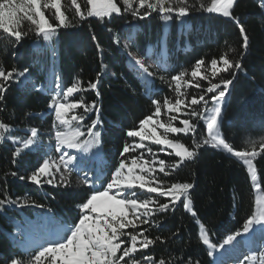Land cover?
<instances>
[{
  "label": "trees",
  "instance_id": "trees-1",
  "mask_svg": "<svg viewBox=\"0 0 264 264\" xmlns=\"http://www.w3.org/2000/svg\"><path fill=\"white\" fill-rule=\"evenodd\" d=\"M77 3L85 8V0H77ZM205 3L209 4L210 0H205ZM62 6L71 18L74 15L71 0H62ZM232 11L249 38L246 51L242 47L239 26L231 18L196 10L183 20L174 18L164 24L156 13L143 20L123 13L113 14L103 21L88 17L76 27L59 29L50 41V47L33 32H28L19 43L7 37L0 38V66L5 70L27 67L31 78L42 82L51 63L58 73L59 83L64 87L80 80L86 88L88 82L95 81L99 74L100 82L96 90L82 91L74 98H83L89 103L96 101L101 109L102 147L94 150L99 153L98 156H84L81 166L85 170H103L107 176L108 170L121 158L118 153L124 143L133 139L127 137V130L138 126L141 119L154 111L151 101L157 99L162 103L165 97L174 98L173 90L167 83L161 82L160 76L170 80L172 75L187 70L189 76L186 79H189L197 60L204 59L209 65L213 58L219 61L221 56H227L235 60L243 52L242 70L238 71L229 86L221 121L222 138L234 150L242 151L247 149L246 142L250 139L264 137V1L237 0ZM45 12L54 22V11ZM28 27L25 22L23 30ZM129 36L131 39H128ZM35 41L40 43L39 48H32ZM125 43L129 45L128 51ZM149 50L161 57L164 53L167 69H150L156 75L146 84L130 62L128 52L145 58ZM206 74L211 75L210 71ZM221 78H230V75L220 73L212 82H219ZM200 83L203 88L208 86L207 81ZM7 87L4 99L0 101V122L10 125L13 136L27 138L30 129L35 127L39 130V137L38 145L31 149H23L21 143L11 140L0 144V192L12 199L27 198L45 207L14 205L5 206L0 211V264L13 256L26 260L36 248L22 249L23 239L16 235L17 229H21L27 219L32 220L36 212H48L61 223H72L78 218L76 205L90 195L89 187L81 183L83 172H73L72 183L67 187L47 183L37 186L27 179H19L20 175H29L42 163L46 154L58 159L59 153L50 148L54 143V114L48 108L50 95L19 86L15 81L9 82ZM183 90L188 92L189 97L201 91L196 88ZM41 113L43 117L39 116ZM88 116L95 118V113H88ZM161 118L167 119V116L162 115ZM176 126L182 125L177 121ZM192 137L190 133L188 136L180 134L179 138L191 149ZM205 137L206 126L201 121L196 139ZM16 148L22 151L13 163ZM158 148L153 146L154 151ZM159 158L165 159L166 163L177 159L163 152L159 153ZM253 162L261 193L264 194V155ZM156 167L158 169V165ZM11 172H17V176H12ZM91 175L92 172H89ZM157 175L163 176L158 171ZM164 179L168 184H193L189 194L196 216L183 209L181 202H177L174 211L156 213L152 217L154 222L141 228L148 230L145 234L150 238L159 236L161 239L143 250L144 253L154 256L157 261L164 259L166 264H188L189 261L213 264L212 258L207 255L208 247L199 240V226H205L217 247L227 235L242 228L244 220L255 207V194L246 168L228 153L204 146L198 150L196 157L170 170V175ZM161 202L168 200L161 198ZM137 258H140L139 254Z\"/></svg>",
  "mask_w": 264,
  "mask_h": 264
},
{
  "label": "snow or ice",
  "instance_id": "snow-or-ice-1",
  "mask_svg": "<svg viewBox=\"0 0 264 264\" xmlns=\"http://www.w3.org/2000/svg\"><path fill=\"white\" fill-rule=\"evenodd\" d=\"M236 3L237 0H210L207 5L205 0H119V3L117 0H85V8L82 9L77 0H71L74 15L70 18L63 10L62 0H0V38L7 37L19 43L28 32H33L42 37L43 41L50 42L59 29L76 27L88 17L103 21L104 18H111L113 14L128 13L143 20L156 13L167 24L174 18L183 20L192 11L200 10L236 20L243 40L242 47L246 51L249 38L243 25L233 15L232 10ZM45 10H54V22L49 19ZM25 22L29 25L27 30H23ZM128 47L125 43V48ZM243 55V52L240 53V58L235 60L227 56H221L219 61L213 58L209 65H206L204 59H199L192 67L189 79H186L189 76L187 70L172 75L170 80L160 76L161 82L167 83L173 90L174 98L165 97L162 103L157 99L151 101L154 111L141 119L138 126L127 130V137L133 139L130 143H124L118 153L121 158L108 170L107 176L103 170H85L81 166L84 156H98L99 153L94 150L102 147L101 109L96 101L89 103L83 98H74L82 91L96 90L100 82L99 74L95 81L88 82L86 88L80 80L67 87L57 83L50 96L48 108L54 114L52 128L55 130L54 143L50 148L59 153V157L57 159L46 154L42 163L29 175H20L19 179H27L37 186L47 183L67 187L72 183L73 172H83L81 183L89 187L90 195L76 205L77 220L52 228L48 238L39 243L26 260L13 256L6 259L4 264H166L164 259L157 261L154 256L144 253L143 250L149 249L161 238H150L145 234L148 230L141 226L152 224V217L156 213L174 211L177 202H181L183 209L193 217L196 216L189 194L193 184H168L164 177H168L170 170L177 169L185 160L196 157L198 150L204 146L222 149L242 162L246 166L252 186L259 193L261 184L258 183L257 168L253 161L264 155V137L259 140L250 139L246 142V150L237 151L222 138L221 133L223 104L229 93V86L233 84L238 71L242 70ZM128 56L133 67L145 83L149 84L150 78L156 75L150 70L151 66L145 63L144 57L131 51ZM156 67L166 70V61L161 58L156 61ZM207 71H210V76L206 74ZM28 73L27 67L23 70L15 67L5 70L0 66V101L4 99L9 82H20L17 78L25 77ZM220 73H228L230 78L212 82ZM200 81H207L208 86L203 88ZM191 88L201 91L198 95L189 97L188 92L183 89ZM80 109L83 111L79 112ZM88 113H95V118H90ZM162 115H166L167 119H162ZM89 120L90 123H86ZM177 121L182 126H176ZM201 121L206 126V137L197 140V128ZM190 133L193 134L191 149L179 138L180 134L188 136ZM38 137L39 130L35 127L30 129L27 138L13 136L10 125L0 122V144L11 140L21 143L23 149H31L38 145ZM153 146H159L158 151H154ZM21 151V148H16L13 152V163H16L15 158ZM161 152L174 155L176 161L166 163L165 159L159 158ZM157 171L163 176L157 175ZM89 172H92L91 176ZM11 175L17 176V172H11ZM0 196V211L5 206L14 205L45 207L27 198L12 199L4 192H0ZM161 198H167L168 202H161ZM257 226L264 233V194L255 196L254 210L244 220L242 228L227 235L219 247L233 245L238 237L250 234ZM199 227V240L208 247L207 255L211 257L212 250L217 245L212 243L205 226L200 224ZM17 234L21 237L25 235L19 228ZM137 254L140 258H137ZM245 262L264 264V251L245 254L238 264ZM188 264L199 262L189 261Z\"/></svg>",
  "mask_w": 264,
  "mask_h": 264
},
{
  "label": "rangeland",
  "instance_id": "rangeland-1",
  "mask_svg": "<svg viewBox=\"0 0 264 264\" xmlns=\"http://www.w3.org/2000/svg\"><path fill=\"white\" fill-rule=\"evenodd\" d=\"M213 14L222 16V15L216 14V13H213ZM47 44L49 47L51 46L50 42H47ZM31 46H33V48L34 47L39 48L40 43L38 41H35ZM124 47H125V44H124ZM125 49L128 50V48H125ZM162 54L163 55L161 57L159 55H155V53L152 50H149L146 57H145V63L147 65L151 66L150 69L156 68V61L160 60L161 58H163V60H164V53H162ZM47 70H48L47 74L45 75L42 82H38V81L33 80L28 73V74H26L25 77H18L17 80L20 82H17V84L19 86L29 87V88H32L34 90H37L39 92H42L44 94H48L51 96V94H53V89H55V87H56V84L59 83V79H58V75L56 74V70L54 69V67H52L51 63L49 64ZM141 78L143 79L142 76H141ZM50 112H52V111L50 110ZM52 114H53V112H52ZM53 136H54V134L52 135V141L54 142ZM220 150H222V149H220ZM69 151L74 152L75 150H69ZM229 155H231V154H229ZM59 224H61V223L59 221H56L50 213H48V212H43V213L36 212L35 217L32 220L27 219L25 225L21 228V230H23L25 233V235L22 237L23 241L21 243V248L25 250L27 248L36 247L39 243H42L45 239H47L50 230L52 228L58 226ZM42 233H45L43 235V236H45V238H42V236H41ZM16 235H18V234L16 233ZM37 238H39V239H37ZM239 238H241V237H238L237 241H239ZM30 239H33V240L31 241V243L27 244L28 243L27 241ZM235 244H236V242H234L233 245H226L224 248L217 247L216 249H213L212 250L213 256H211V257H213V259L215 261V258H214L215 255H217L218 253L228 252L227 250L233 248ZM259 251H264V247L259 248L255 252L258 253ZM244 254H247V253H244ZM243 257H244V255L242 257H240L238 260H236L235 262H230L228 264H238V261H242ZM245 264H248V262H245Z\"/></svg>",
  "mask_w": 264,
  "mask_h": 264
},
{
  "label": "bare ground",
  "instance_id": "bare-ground-1",
  "mask_svg": "<svg viewBox=\"0 0 264 264\" xmlns=\"http://www.w3.org/2000/svg\"><path fill=\"white\" fill-rule=\"evenodd\" d=\"M226 97H227V95H226ZM226 97H225V100H226ZM39 116L43 117L44 114L41 113V115H39ZM253 191H254L255 196L257 194H261V191L258 193L257 190L254 187H253ZM44 234L45 233L41 234L42 238H45V236H43ZM37 239H39V238H37ZM32 240L33 239L28 240L27 244L31 243ZM235 242H236V244L234 245V247L229 249V250H227L228 252L218 253L217 255H215V257H214L215 261H214V259L212 257L213 264H228L230 262H235L240 257L245 255L244 253L248 254L250 252H255L259 248L264 247V233H262L260 228H259V226H257L255 231L251 232L250 234H244L241 237V239H239V241H235Z\"/></svg>",
  "mask_w": 264,
  "mask_h": 264
},
{
  "label": "water",
  "instance_id": "water-1",
  "mask_svg": "<svg viewBox=\"0 0 264 264\" xmlns=\"http://www.w3.org/2000/svg\"><path fill=\"white\" fill-rule=\"evenodd\" d=\"M225 102H226V100H225ZM225 105V104H224ZM224 107V106H223ZM230 156H232V155H230ZM232 157H234V156H232ZM235 158V157H234ZM236 159V158H235ZM237 160V159H236ZM240 162V161H239ZM241 164H242V162H240ZM239 239H241V238H239Z\"/></svg>",
  "mask_w": 264,
  "mask_h": 264
}]
</instances>
